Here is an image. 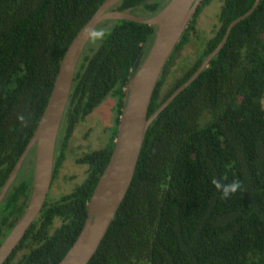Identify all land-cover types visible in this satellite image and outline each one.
<instances>
[{"label":"trees","instance_id":"1","mask_svg":"<svg viewBox=\"0 0 264 264\" xmlns=\"http://www.w3.org/2000/svg\"><path fill=\"white\" fill-rule=\"evenodd\" d=\"M105 0H0V191L47 104L60 62L78 31ZM169 0H121L111 11L149 18ZM203 0L157 82L150 116L221 42L227 26L255 0H220L214 36L171 87L174 55L196 32ZM101 42L88 41L76 66L54 153L51 187L76 128L111 99L113 123L102 147L77 155L83 179L48 193L35 222L5 264H58L78 237L87 203L117 135L131 71L153 42L154 27L108 20ZM198 37V36H197ZM264 0L230 31L200 76L148 128L132 183L88 264H264ZM23 114L27 126L17 117ZM35 151L0 204V244L30 197ZM241 181L228 199L212 178ZM51 192V188L50 191Z\"/></svg>","mask_w":264,"mask_h":264},{"label":"water","instance_id":"2","mask_svg":"<svg viewBox=\"0 0 264 264\" xmlns=\"http://www.w3.org/2000/svg\"><path fill=\"white\" fill-rule=\"evenodd\" d=\"M120 1L105 0L73 38L60 62L40 120L1 188L0 204L27 156L34 149L30 197L23 214L0 244V264H5L10 258L35 222L50 191L60 125L77 63L88 43L81 39V32L85 28H97L101 22L108 20H126L155 29L151 47L144 57L143 54L139 56L131 71L112 153L87 203L86 220L75 242L58 264H88L94 257L132 183L148 128L160 113L209 66L225 45L234 26L249 17L260 3V0H255L245 14L227 26L221 42L201 62L196 71L148 116L153 92L163 69L203 0H169L161 10L149 18L135 15L132 13V8L121 12L111 11V8ZM261 104L264 115V91Z\"/></svg>","mask_w":264,"mask_h":264},{"label":"rangeland","instance_id":"3","mask_svg":"<svg viewBox=\"0 0 264 264\" xmlns=\"http://www.w3.org/2000/svg\"><path fill=\"white\" fill-rule=\"evenodd\" d=\"M152 1L161 2V0ZM219 6L220 0H214L201 12L196 25L198 34L191 37L192 39L174 56L167 69L163 93H166L175 80L190 68L198 58L199 52L203 51V41L209 38L213 32L212 28L215 23L217 24ZM113 106L114 101L108 99L76 128L69 143L70 150L60 169L58 183L51 187L49 196L51 193L57 197L83 179L85 166L76 163L77 155L98 149L105 143L108 138L107 130L113 123Z\"/></svg>","mask_w":264,"mask_h":264},{"label":"clouds","instance_id":"4","mask_svg":"<svg viewBox=\"0 0 264 264\" xmlns=\"http://www.w3.org/2000/svg\"><path fill=\"white\" fill-rule=\"evenodd\" d=\"M109 30L105 28H85L80 36L82 40L89 41L93 44L103 41L108 35ZM17 120L23 125L27 126V120L23 114L17 117ZM210 183L220 193L221 199H228L231 195L241 190V181L233 179L230 183H224L223 179L212 178Z\"/></svg>","mask_w":264,"mask_h":264},{"label":"flooded vegetation","instance_id":"5","mask_svg":"<svg viewBox=\"0 0 264 264\" xmlns=\"http://www.w3.org/2000/svg\"><path fill=\"white\" fill-rule=\"evenodd\" d=\"M199 8H200V6H199ZM199 8H198V10H199ZM197 10V11H198ZM197 13V12H196ZM195 16V15H194ZM197 16H198V19H199V17H200V13L199 14H197ZM198 19H197V21H198ZM197 25V24H196ZM195 30H196V32L198 31L196 28H195ZM212 30H213V32H211L212 34L209 36V38H207V39H205L204 41H203V47L205 46V44L206 43H208L209 42V40L214 36V27L212 28ZM183 36V35H182ZM188 36H189V40H191L192 38L191 37H193L194 36V34H193V30H190L189 32H188ZM182 38V37H181ZM177 54V53H176ZM175 54V55H176ZM174 55V56H175Z\"/></svg>","mask_w":264,"mask_h":264}]
</instances>
